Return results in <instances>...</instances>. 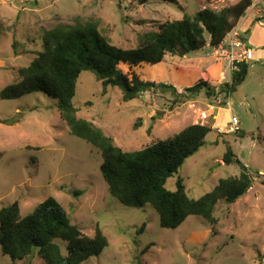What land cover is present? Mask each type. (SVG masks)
<instances>
[{
	"label": "rangeland",
	"instance_id": "rangeland-1",
	"mask_svg": "<svg viewBox=\"0 0 264 264\" xmlns=\"http://www.w3.org/2000/svg\"><path fill=\"white\" fill-rule=\"evenodd\" d=\"M237 1L0 0V208L17 201L24 217L52 196L84 234L92 236L99 225L109 244L81 264H264V0H251L255 3L238 23L247 21L240 28L237 23L224 40L238 31L249 40L254 56L246 80L228 99L187 89L202 79L218 90L231 80L226 53L207 43L185 56L167 54L158 64L134 66L141 80L155 84L135 99L123 101L118 87L110 86L103 94L94 74L83 71L72 100L81 107L80 116L107 128L114 143L125 150L141 149L189 124L211 127L204 145L165 187L175 190L181 177L187 194L200 198L219 179L238 175V164L222 160L230 148L250 168L251 186L235 202L216 203L214 225L190 215L179 227L164 228L151 205H123L107 189L99 168L100 151L69 132L55 98L43 92L16 99L1 96L3 88L19 79V69L42 50V34L56 20L92 17L99 20V30L110 43L132 48L146 32L184 12L220 9ZM119 67L128 70L126 64ZM232 117L238 120L235 132L229 129ZM75 190L82 193L75 195ZM0 264L43 260L35 253L12 261L0 246Z\"/></svg>",
	"mask_w": 264,
	"mask_h": 264
},
{
	"label": "trees",
	"instance_id": "trees-1",
	"mask_svg": "<svg viewBox=\"0 0 264 264\" xmlns=\"http://www.w3.org/2000/svg\"><path fill=\"white\" fill-rule=\"evenodd\" d=\"M166 1L178 4L177 0ZM251 4V0H238L220 9L204 7L193 14L184 12L181 18L165 21L158 30L146 32L140 43L132 48L110 43L99 30V20L92 17L77 15L71 22L56 20L42 34V50L27 66L19 69V79L3 88L1 96L16 99L43 92L55 98L60 118L69 132L100 151L99 168L107 189L123 205H151L164 228L175 229L190 215L201 216L214 225L217 223L213 215L216 203L220 199L235 202L251 186L250 168L230 148L222 160L225 164H238V175L219 179L215 187L200 198L187 194L181 177L176 179L175 190L165 187L167 179L204 145L211 127L189 124L141 149L125 150L114 143V136L107 128L80 116L81 107L72 100L83 71L94 74L101 83L103 94L111 86L121 90L123 101L137 98L155 84L141 80L133 70L134 66L158 64L167 54L185 56L207 43L218 47ZM121 63L128 66L127 72L119 67ZM248 71L249 63L242 62L239 70L232 72L230 82L222 83L218 90L202 79L187 89L195 93L204 91L208 98L220 93L228 99L246 80ZM157 87L175 88L168 84ZM88 104L84 103L85 106ZM81 193V190L74 191L75 195ZM108 244L99 225L92 236L84 234L52 196L39 202L24 217L20 216L17 201L0 208V246L12 261L36 253L43 264H81L100 254Z\"/></svg>",
	"mask_w": 264,
	"mask_h": 264
},
{
	"label": "built area",
	"instance_id": "built-area-1",
	"mask_svg": "<svg viewBox=\"0 0 264 264\" xmlns=\"http://www.w3.org/2000/svg\"><path fill=\"white\" fill-rule=\"evenodd\" d=\"M222 48L226 53L227 58L230 60V67L232 71L239 70V64L242 62L248 63L253 59L252 50L250 48V42L247 38H244L238 31H233L227 38L226 42H223L218 48ZM201 117H207L205 112H201ZM238 120L235 117L231 118L229 123L230 131H236Z\"/></svg>",
	"mask_w": 264,
	"mask_h": 264
},
{
	"label": "crops",
	"instance_id": "crops-1",
	"mask_svg": "<svg viewBox=\"0 0 264 264\" xmlns=\"http://www.w3.org/2000/svg\"><path fill=\"white\" fill-rule=\"evenodd\" d=\"M254 3H255V2L253 1V2H252V4H254ZM246 21H247V20H246ZM246 21H245V22H246ZM253 21L255 22L256 20H255V19H253ZM245 22H244V23H245ZM244 23H241V22H240V23H238V27L240 28V27H241V26H242ZM253 58H254V56H253Z\"/></svg>",
	"mask_w": 264,
	"mask_h": 264
}]
</instances>
